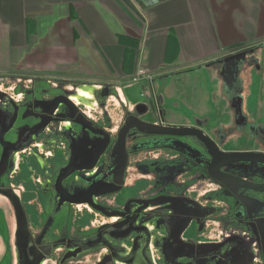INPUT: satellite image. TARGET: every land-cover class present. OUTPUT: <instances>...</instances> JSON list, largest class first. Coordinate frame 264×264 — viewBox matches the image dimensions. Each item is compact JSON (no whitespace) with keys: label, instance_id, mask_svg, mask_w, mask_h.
<instances>
[{"label":"rangeland","instance_id":"rangeland-1","mask_svg":"<svg viewBox=\"0 0 264 264\" xmlns=\"http://www.w3.org/2000/svg\"><path fill=\"white\" fill-rule=\"evenodd\" d=\"M256 42L232 47L231 55L243 61L231 88L215 87L202 71L157 77L154 88L167 102L159 122L200 129L226 153H264V41ZM9 73L0 74V198L24 212L28 228L39 229L49 219L54 239L67 243L56 249L62 264H264V195L213 181L210 157L197 138L145 137L134 130L122 156L118 138L128 113L158 122L149 99L141 96L152 91L148 83L132 84L126 92L149 106L144 115L135 106L118 116L117 125L100 116L93 122H54L59 113L68 115L66 106L51 121L42 110L58 103L92 112L80 102L84 95L68 88L77 80L55 85L59 79L38 82ZM231 73L233 85V60ZM178 90L188 100L172 99ZM225 95L229 107L222 102ZM223 171L264 184L263 166L236 164ZM0 264H9L7 253Z\"/></svg>","mask_w":264,"mask_h":264},{"label":"crops","instance_id":"crops-1","mask_svg":"<svg viewBox=\"0 0 264 264\" xmlns=\"http://www.w3.org/2000/svg\"><path fill=\"white\" fill-rule=\"evenodd\" d=\"M120 37L138 41L137 52ZM256 41H264V0H0V74L15 71L38 82L49 76L59 79L55 85L77 80L68 88L84 95L82 106L92 110L82 114L79 109L78 121L100 116L117 125L119 115L138 105L126 92L139 83L150 85L152 91L141 96L164 117L166 96L154 82L168 74L202 71L215 87L231 88L238 79L235 66L232 85V47ZM140 71L149 77L135 81ZM175 98L188 100L180 90L173 92ZM224 101L229 107L226 95ZM48 222L42 220L39 229L27 227L24 234L17 205L0 198V258L7 253L9 264H21L23 241L30 247L31 239L52 244ZM47 251L40 264H55L51 254H62Z\"/></svg>","mask_w":264,"mask_h":264},{"label":"water","instance_id":"water-1","mask_svg":"<svg viewBox=\"0 0 264 264\" xmlns=\"http://www.w3.org/2000/svg\"><path fill=\"white\" fill-rule=\"evenodd\" d=\"M229 59L235 61V66H239L240 63L243 61L242 57H239L238 55H230L228 57ZM233 64V63H232ZM61 105L66 106V110H70L68 115L67 114H60L57 116L55 120H61L63 119H70L72 122L78 121L75 118V114L78 113L79 109L73 105L72 103L69 104L67 102H62L58 103L56 106L53 105L51 107L52 111H45L42 110L43 114H47L48 120H50L51 116L53 115L54 112H58L59 108ZM152 111L154 112L156 119L158 120V117L160 120H163V116L160 117L159 113L156 109V106L153 102L149 103ZM137 106V113L139 115H144L148 112L149 106L147 104H138ZM72 109V113H71ZM75 112V113H74ZM73 114V115H72ZM129 116V117H128ZM126 124L122 127L119 133V138H118V147L120 149V152L123 157L126 156V151H125V138L129 132H132L136 130L137 132L142 133L143 135H146L145 137L150 136V137H171V138H185V137H193L197 138L202 145L205 147L209 157H210V163H209V176L210 178L222 185L235 188L237 190L241 191H247L250 193H256L260 195H264V184L261 183H254L250 181L243 180L241 178H238L236 176H233L231 174H228L224 172L223 170L225 168H228L231 165H236V164H253V165H259L264 167V153H255V152H236V153H226L217 147V144L209 138L204 131L197 129V128H186V129H181V128H172L165 126L164 123L162 122H149V121H144L141 119L139 116H132V114L128 113L126 116ZM125 118V119H126ZM52 119V118H51ZM124 119V120H125ZM81 126V124L78 123V126ZM108 132V131H107ZM109 133V132H108ZM139 140H144V139H139ZM138 140V142H139ZM137 141V140H136ZM145 145V141H143L142 146ZM163 148L167 149H172L171 146H162ZM131 153L134 155L138 153V150L134 149L131 151ZM95 187H92L90 191L84 196L85 200H88L91 198L93 192H94ZM75 202L80 201V198H73L70 199ZM19 211V210H18ZM20 214V223H21V230L22 232H25V229H27V224H26V217L24 216L23 211H19ZM144 221H151V220H143ZM144 225V224H143ZM177 227L174 228L173 234H176L175 232L177 231ZM144 236H150L151 232L149 229L143 228ZM134 230V228H133ZM160 230V229H158ZM179 232L182 230L178 229ZM138 232L137 230H135ZM177 237V236H176Z\"/></svg>","mask_w":264,"mask_h":264},{"label":"flooded vegetation","instance_id":"flooded-vegetation-1","mask_svg":"<svg viewBox=\"0 0 264 264\" xmlns=\"http://www.w3.org/2000/svg\"><path fill=\"white\" fill-rule=\"evenodd\" d=\"M220 150V149H219ZM25 234V233H24ZM25 236V235H24ZM23 236V237H24ZM33 245H31V247L29 245H25L23 241V245L20 247L21 249V264H40L42 262L43 259L46 258V252H48L47 250L51 251V249L54 251V249L57 248H65V244L66 241L65 240H55L52 242V244H48V245H43L41 243V241L43 239H40L39 243H35L33 241H35L34 239H31ZM69 246V244H68ZM52 255V256H51ZM50 256L54 258V260H56L55 264H62L61 263V258L58 254H55L53 252V254H51ZM50 256H48L47 258H49Z\"/></svg>","mask_w":264,"mask_h":264},{"label":"trees","instance_id":"trees-1","mask_svg":"<svg viewBox=\"0 0 264 264\" xmlns=\"http://www.w3.org/2000/svg\"><path fill=\"white\" fill-rule=\"evenodd\" d=\"M120 40H121L122 42L128 44V46L130 45L131 47H133L132 49H133V50H136V52H137V48H138L137 44H138V41H126V38H125V37H120ZM121 41H120V42H121ZM134 52H135V51H134ZM127 58H128V59H131V58H132V54L130 55V54L128 53ZM136 62H137V61H136ZM131 63H132V62H131ZM131 63L128 62V63H126V64H127V65H132Z\"/></svg>","mask_w":264,"mask_h":264},{"label":"built area","instance_id":"built-area-1","mask_svg":"<svg viewBox=\"0 0 264 264\" xmlns=\"http://www.w3.org/2000/svg\"><path fill=\"white\" fill-rule=\"evenodd\" d=\"M144 74H146V72H145V71H140V73H139V76H138V77H136V78L140 79V78L142 77V75H144Z\"/></svg>","mask_w":264,"mask_h":264}]
</instances>
